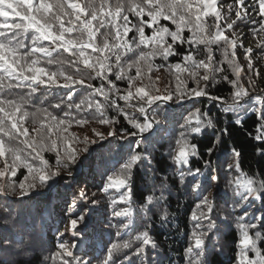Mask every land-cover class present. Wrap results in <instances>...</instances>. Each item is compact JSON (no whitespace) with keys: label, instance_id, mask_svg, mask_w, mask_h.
Instances as JSON below:
<instances>
[{"label":"snow or ice","instance_id":"snow-or-ice-1","mask_svg":"<svg viewBox=\"0 0 264 264\" xmlns=\"http://www.w3.org/2000/svg\"><path fill=\"white\" fill-rule=\"evenodd\" d=\"M224 7L218 0H0V253L28 257L42 249L37 221L43 226L44 214L51 216L53 207L59 208L52 205L50 198L59 177L74 182L76 188L71 202H66L65 231L57 232L61 238L70 232L79 240L69 245L62 239L57 250L44 258L46 261L163 264L159 246L150 234L148 213L152 210L149 206L157 207L166 199L164 190L168 186L163 182L158 186L159 196L154 188L153 194L140 197L143 203L137 215L143 214L147 222L136 224L133 170L138 164L151 165L154 142L164 130L153 113L160 110V103L179 101L191 102L194 109H185L188 115L180 125L183 131L174 145L169 144L167 153L176 165L175 174L184 185L185 194H193L197 201L190 216L194 223L184 249L185 264H214L229 243L237 249L236 264H264V178L245 176L240 166L241 154L235 148L233 162L213 163L215 145L220 143L216 131L212 133L216 137L213 146L204 153L198 144L191 143L193 136L216 128L209 115L211 110L196 108L194 97L219 102L224 113L236 114L237 124L242 123V114L255 115V139L264 141V90H250L251 76L246 86L242 76L245 69L236 59L238 47H243L236 29L246 17L252 19L250 12L264 18V0H233L226 6L227 18L220 10ZM233 12L235 19L231 18ZM208 17L213 18L211 24ZM258 22L257 35L264 33V19ZM146 28L151 30L150 35ZM221 42L223 59L217 61L213 45L220 46ZM182 45L190 47L181 53L177 49ZM201 53L202 58H198ZM257 54L264 55V38L254 48L244 49L250 71L255 69L253 58ZM173 56H180L177 63L168 66L169 71L176 73L178 84L175 90L161 93L159 88H153L151 76H146L143 69L150 73L156 57L167 61ZM224 64L231 70V77ZM185 73L187 78L182 79ZM218 74L230 85L227 98L210 92L219 82ZM254 74L259 76L258 71ZM145 79L148 84L143 83ZM187 79L196 87H188ZM118 82L126 87L121 89ZM46 103L48 106L44 107ZM109 111L115 115H109ZM30 117L33 122L39 118L40 127L33 129L36 137L25 127ZM121 118L131 125V130L117 127ZM90 120L107 125L108 130L92 128L93 135L83 139L68 132L73 124L84 127ZM218 131L222 136L228 130ZM109 137L123 141L135 138L128 147L127 159L123 145L114 154L109 151L107 156L104 152L98 158L93 155L95 149L90 146L103 149L104 144L99 142L109 141ZM45 152L55 153L54 164L45 158ZM257 153L264 156V149L257 148ZM205 155L209 159H203ZM193 157L203 160L202 167L191 166ZM85 166L100 177L97 187L110 201V213L108 208L98 206L104 197L96 193L89 196L78 187L76 170ZM20 168L28 174L17 184L10 177H15ZM234 172L240 175L234 176ZM221 182L231 195L228 191L222 193ZM112 189L119 193L118 199L109 194ZM25 202H34L35 208ZM117 203L126 207L117 210ZM16 204L21 206L19 211L13 207ZM168 217L164 209L161 222ZM96 219L102 231L117 239H110L100 256H91L87 249L95 244L89 243L93 235L88 228ZM233 228L238 232L237 238L231 242L220 239L225 230ZM80 245L85 251L77 255L74 250Z\"/></svg>","mask_w":264,"mask_h":264},{"label":"trees","instance_id":"trees-1","mask_svg":"<svg viewBox=\"0 0 264 264\" xmlns=\"http://www.w3.org/2000/svg\"><path fill=\"white\" fill-rule=\"evenodd\" d=\"M233 0H224L223 4L224 8L220 9L222 14L227 18L228 9L227 5L232 4ZM250 3V0H249ZM239 7V5H236ZM250 15L252 19H248L247 17L244 19V22L240 24L239 28L236 29L237 35L240 38V43L242 40H255L256 42L262 38L264 33L257 35V31L260 28V21L264 19L260 17L256 13H251ZM232 19H235L234 12L231 16ZM3 18L0 17V20ZM208 22L211 24L213 22L212 17L206 18ZM256 21V22H253ZM165 24H169L168 21H163ZM223 26L225 21L220 22ZM174 28V26H172ZM256 30V31H254ZM146 34L150 35L151 30L146 28ZM243 34H246L244 36ZM186 35H190V33L186 32ZM244 37V39L242 38ZM243 44V43H242ZM189 45H182L179 49V52L183 53L185 49H188ZM247 48L246 44H243V47H238L237 57L236 59L241 64V66L245 69V73H242L243 82L248 85V77H252V88L250 90H254L255 93H260L261 90L264 89V55L257 54L253 58V63L255 65L254 71H250L247 68L245 62V56L242 54L244 49ZM214 55L217 61L223 59V46L222 42L220 46L213 45ZM231 51V50H229ZM66 55V54H65ZM203 53H201L202 58ZM180 60V56L169 57L167 61H164L160 57H156L154 60L153 70L149 73L147 72V68H144L146 76L150 75L152 80L153 88H159L161 93L166 92V88H163V85H167L171 90H175L178 84L176 80V73L174 71H169V65L175 64ZM163 65V66H161ZM226 70L227 74L231 77V70L228 69V65H222ZM158 69V70H157ZM255 71L259 72V76H256ZM132 75L135 74V69L132 70ZM158 78V79H157ZM182 79L187 78V73L183 74ZM234 78V77H232ZM218 81L215 83L210 92L215 96H222L227 98L229 96L230 85L227 82L220 79L219 74L217 77ZM155 82V83H154ZM93 83L99 84V81H94ZM139 83V82H137ZM144 84H148L149 81L145 79L143 81ZM187 85L190 88H195L196 84L191 80L187 79ZM118 86L123 89L126 87L125 83H119ZM77 92L80 90L77 89ZM83 95V93H81ZM80 97L78 96L77 99ZM196 108H200L202 111H208L209 115L212 117L214 124L216 125L215 129L207 128L203 135H195L191 138V143L198 144L199 150L204 153L206 149L213 146L216 137L212 135L213 131H216V136L220 137V143L215 145L214 155L211 157L213 163L217 160L220 162L228 161L233 162L232 150L235 148L240 152V166L241 171L245 174L246 177L256 178L257 175L260 178H264V156H261L257 153V148L264 149V141H258L255 137L258 135L257 132V117L255 115H241V124H237L236 114L235 113H224L222 111V106L219 102L214 103L207 97H199L193 98ZM54 102V101H53ZM118 103L123 106L124 101L118 100ZM47 103L44 107H47ZM185 109H189V111H194L192 107V103H182L179 101H173L165 104L160 103V110L156 113H153L155 118L159 120L163 126V131L156 137V141L154 142V151L152 153V163L151 165L147 164H138L134 168V199L136 200V207L133 210V219L136 224H140L142 222L146 223L143 214L137 215L139 205L143 202L140 200V197L147 196L153 194L155 188V195L159 196V185L163 182L167 184V189H165V197L166 199L160 203L157 207L149 206L152 210L148 213V218L151 221V235L153 239L156 241L159 246V250L161 256L163 258V264H185L184 260V249L188 245V237L191 233V229L193 226V221L190 220V216L192 212L195 210V205L197 203L196 197L193 194L186 195L184 192V185L180 182L179 176L175 174L176 165L172 162V160L168 157L167 153L169 150V144L172 143L174 145L175 139L179 136L180 132L183 131L180 125L184 123V117L188 115V112ZM32 109H30L31 111ZM129 111H131L129 109ZM109 115H115L114 112L109 111ZM195 124V121H193ZM25 127L29 129V134L33 137H36V132L33 131L35 128H39V118L36 122H33L30 117L25 121ZM96 128L98 131H107V125H99L94 120H90V122L84 127H80L76 124H73L71 128L68 129L69 133L74 134L77 137L83 139L85 136L91 137L93 134L91 132L92 128ZM118 128H127L131 130V125H129L123 118L120 119ZM227 128V133L224 135H220L219 129ZM135 138H129L128 141L117 140L109 137V141H100L99 143L104 144V148L101 149L98 146H90L95 149L93 155L97 158L99 157V153L104 152L107 156L109 151L111 153H116L121 149L123 145L124 152L126 153L125 159H127L128 147L130 143ZM45 158L50 161V163H55V153L54 152H45ZM203 159H209L207 155L203 157ZM123 161H121L122 163ZM190 164L193 168L202 167L203 160L197 157H193L190 160ZM1 166L2 163H0ZM116 167H119L117 164ZM77 172V180L80 181L78 187L84 188L88 195L91 196L92 193H96L98 196L104 197L99 200V207L108 208L109 213L112 211L110 207V201L107 199L105 194L99 192L97 185L100 184V177L90 172L88 167H82L76 170ZM27 170L24 168H20L17 171V175L15 177H10L11 180L17 182V184L24 180V177L27 175ZM234 176H239L240 173H233ZM72 184V188H69L67 185ZM221 190L228 191L229 195H231L230 189L224 188V183L221 182ZM76 188V184L72 181L61 180L59 177L56 178V184L53 188V191L50 193V198L52 201V205H59V208L53 207L52 215L49 216L46 212L45 223L42 226L40 221H37V232L40 234L41 241L43 243V247L41 250L36 253L28 256V257H19L13 255L11 252H3L0 253V264H6V262L12 261H23L28 260L31 261V264H52L51 261H46L44 258L49 256L51 252H55L56 245L61 242V240L68 241L69 245L73 242L79 240V237L73 238L72 235L66 233V235L61 238L58 235L57 229L60 231H65V225L68 224V217L66 214L67 203H70L72 200V191ZM43 191V189H41ZM110 195L114 198L118 199L119 193L116 192L115 189L110 190ZM15 199V197H13ZM67 202V203H66ZM27 204V202H25ZM28 207L35 208V203L27 204ZM260 206V201H256V207ZM15 210H20V205L16 204L13 206ZM126 207V205L117 203L116 209ZM221 207H224L221 204ZM166 209L169 213L168 220L164 223L161 222L160 216L162 211ZM228 210H232V205L229 203ZM251 211V209H249ZM127 222V221H125ZM106 228V225L104 226ZM89 233L93 235V239L89 241V243H94V248H89L87 251L91 256H100L104 250V245L108 243L110 239H117L114 235L109 236L108 231H102L101 226L98 222V219L93 220L88 228ZM116 231L115 228L111 229V232L114 234ZM238 237V232L235 228L231 230H225L221 240H226L231 242L234 238ZM215 237L213 238V242H215ZM264 247V245H261ZM77 255L85 251L83 245H80L77 249L74 250ZM236 251L235 245L229 243V247L224 250L223 255H219L215 258L214 264H236ZM250 255H252L250 253ZM94 264L96 262L94 261Z\"/></svg>","mask_w":264,"mask_h":264},{"label":"rangeland","instance_id":"rangeland-1","mask_svg":"<svg viewBox=\"0 0 264 264\" xmlns=\"http://www.w3.org/2000/svg\"><path fill=\"white\" fill-rule=\"evenodd\" d=\"M223 1L224 0H218V3H223ZM244 36H246V34H243ZM243 39H244V37H242ZM262 38H264V34H263V36H262ZM242 43L243 44H246L247 45V47H255V45H256V41L255 40H249V41H247V40H242ZM242 54H244V52H242ZM155 83V82H154ZM245 83V82H244ZM246 84V83H245ZM163 88H166L165 90H166V92L167 91H173V90H171L170 89V87L169 86H167V85H163ZM264 90V89H263ZM262 91V90H261ZM95 128V127H94ZM81 147H83V145H81ZM0 167H2L1 165H0Z\"/></svg>","mask_w":264,"mask_h":264},{"label":"water","instance_id":"water-1","mask_svg":"<svg viewBox=\"0 0 264 264\" xmlns=\"http://www.w3.org/2000/svg\"><path fill=\"white\" fill-rule=\"evenodd\" d=\"M170 104V102H168Z\"/></svg>","mask_w":264,"mask_h":264}]
</instances>
